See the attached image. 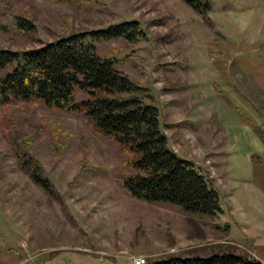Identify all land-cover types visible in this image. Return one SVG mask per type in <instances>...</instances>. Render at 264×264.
<instances>
[{
  "label": "rangeland",
  "instance_id": "374dc122",
  "mask_svg": "<svg viewBox=\"0 0 264 264\" xmlns=\"http://www.w3.org/2000/svg\"><path fill=\"white\" fill-rule=\"evenodd\" d=\"M212 2L216 33L182 0H0V47L136 21L141 40L98 42L97 52L146 89L168 145L218 190L226 167L263 144L254 124L264 126V0ZM74 95L85 98L78 86ZM17 150L36 159L53 193L19 167ZM126 161L82 113L36 99L0 104V264H130L228 241L218 215L130 196L116 178L133 172Z\"/></svg>",
  "mask_w": 264,
  "mask_h": 264
},
{
  "label": "trees",
  "instance_id": "16d2710c",
  "mask_svg": "<svg viewBox=\"0 0 264 264\" xmlns=\"http://www.w3.org/2000/svg\"><path fill=\"white\" fill-rule=\"evenodd\" d=\"M182 1L214 33L220 30L221 26L209 16L212 0ZM17 26L24 31L33 28L24 19H19ZM142 34L138 23L129 20L72 32L31 49L0 47V104L36 99L50 107L84 114L127 155L126 164L133 172L118 174L116 178L130 196L147 202H168L191 216H219L220 192L192 160L181 157L168 145L167 136L160 128L158 109L146 100V89L129 73L118 70L113 56L97 52L98 42L121 39L135 43L142 39ZM76 86L85 93V98L79 101L74 95ZM229 104L237 110L231 101ZM254 128L264 142V126L255 123ZM16 156L27 176L53 193L36 159L23 150H17ZM255 157L251 155L254 161ZM226 229L227 224L220 228L225 237ZM145 264L264 263L228 238V241L160 256Z\"/></svg>",
  "mask_w": 264,
  "mask_h": 264
},
{
  "label": "crops",
  "instance_id": "0c3cea01",
  "mask_svg": "<svg viewBox=\"0 0 264 264\" xmlns=\"http://www.w3.org/2000/svg\"><path fill=\"white\" fill-rule=\"evenodd\" d=\"M252 154L257 155L255 162L251 160ZM242 157L240 163L234 162V167H226L220 174L218 190L223 195L226 193L221 188L226 189L227 197L221 196L219 223L227 224L226 238L264 263V142L258 152L246 151ZM242 165L247 169L245 174L236 177L237 172L231 173Z\"/></svg>",
  "mask_w": 264,
  "mask_h": 264
},
{
  "label": "built area",
  "instance_id": "2783aa9c",
  "mask_svg": "<svg viewBox=\"0 0 264 264\" xmlns=\"http://www.w3.org/2000/svg\"><path fill=\"white\" fill-rule=\"evenodd\" d=\"M130 262L132 264H145L147 260L143 256L136 255V256H131Z\"/></svg>",
  "mask_w": 264,
  "mask_h": 264
}]
</instances>
